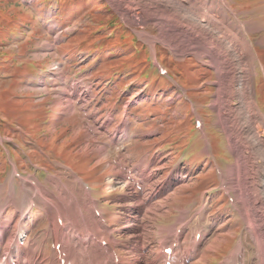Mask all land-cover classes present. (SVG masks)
<instances>
[{
	"label": "rangeland",
	"instance_id": "obj_1",
	"mask_svg": "<svg viewBox=\"0 0 264 264\" xmlns=\"http://www.w3.org/2000/svg\"><path fill=\"white\" fill-rule=\"evenodd\" d=\"M113 1L0 0V264L11 252L21 253L23 261L35 244L41 247L38 264L51 259L54 240L47 238L50 219L43 202L27 219L22 217L29 209H20L30 204L21 177L28 183L33 176L53 188L62 179L79 199H94V210L100 205L105 214L103 231L111 234L103 239L115 241L113 252L123 264H147L146 258L150 264L161 251L160 230L188 210L186 246L202 228L209 245L216 244L208 248L206 264L228 259L242 241L246 264H257L256 241L229 196L235 199L245 189L228 195L219 177L218 167L228 174L235 157L211 107L215 69L207 59L177 56L152 39L150 34H160L157 25L123 19L130 0L121 13ZM227 1L243 21L260 28L250 38L259 58L255 90L264 111V0ZM159 64L169 74H161ZM138 164L151 166L144 179L153 172L144 192L136 183L143 186Z\"/></svg>",
	"mask_w": 264,
	"mask_h": 264
},
{
	"label": "bare ground",
	"instance_id": "obj_2",
	"mask_svg": "<svg viewBox=\"0 0 264 264\" xmlns=\"http://www.w3.org/2000/svg\"><path fill=\"white\" fill-rule=\"evenodd\" d=\"M124 1L126 0H114L111 4L120 11L124 10ZM224 1H221L223 4L221 7L216 0H130L127 6L128 11H124L126 16H123L125 13L121 15L131 25H142L143 27L147 24L157 25L160 34L155 36L150 34L152 39L172 48L177 56L194 54L203 62L207 59L205 63L215 69L218 78L217 93L211 107L219 114L216 125L228 136V150L235 157L234 162L227 164L228 174L233 176L237 182L233 186L234 182L228 176L226 169L220 167L222 187L228 194H232V190L245 189L242 193L239 192V196H235L233 202L256 241L257 264H264V111L258 103L255 90L256 79L259 76V58L256 46L250 38L251 34L260 31V28L252 25L250 21H243L239 17L241 12L236 11L230 1ZM135 16L143 20L140 22L139 19H135ZM139 33L141 36L144 34ZM147 37L149 38V33L145 38ZM258 43H263V41ZM262 70L264 71V67ZM204 126L205 122L202 121V132H206ZM206 150L208 151V148ZM150 168L151 166H141L139 170L147 173ZM243 172L244 176H242ZM152 177L153 172L146 177L145 184L150 183ZM179 177H187V174H181ZM21 180L27 189H24V199L31 202L30 204L35 202L34 199L43 202V210L53 227V237L56 240L64 237L63 245L67 249L66 258L72 264H113V260L109 257L110 254H107L100 246L101 242L94 240L84 253L80 250L74 252L71 247L74 243L73 239L60 232L63 226L69 224L83 235L96 231L101 237L110 238V232L107 233L102 228L104 223L101 218L104 215L97 216L93 208L96 205L94 199H89V202L86 199L85 201L79 199L62 179H56L53 182L55 188L40 185L38 180L34 184L27 183L26 177H21ZM80 186L83 188L82 185ZM166 192L167 190L160 191L157 195L163 197ZM13 200L11 203L15 205ZM206 206L207 204L204 203L200 209L203 210ZM26 208L23 207L21 210ZM1 211L0 220L2 219ZM187 216L185 212L176 224L160 230L162 249L170 247V243L180 242L184 237L185 228L182 233H178L177 228ZM60 217L64 219L62 225L59 223ZM130 225L125 227L129 229ZM205 236L203 230L201 238L198 241L194 240L193 249L196 252L190 256V251H188L183 263L192 264V261H196L197 263L194 264H199L204 261L206 264L207 250L210 247L216 249V244L210 242L209 245ZM136 244L138 245V242ZM1 245L2 243L0 247ZM37 247L34 245L33 250L27 253L30 262L34 259ZM144 251L145 249L141 248L139 252L145 256ZM247 252L245 243L239 242L229 258L220 264H238L239 262L246 264ZM173 254L178 255L177 247L173 248ZM168 258L167 254L161 253L156 257L161 262L168 261ZM45 261L48 264H61L55 249L52 252V258ZM2 264L9 263L4 261Z\"/></svg>",
	"mask_w": 264,
	"mask_h": 264
}]
</instances>
